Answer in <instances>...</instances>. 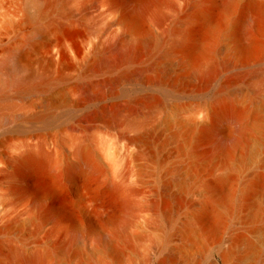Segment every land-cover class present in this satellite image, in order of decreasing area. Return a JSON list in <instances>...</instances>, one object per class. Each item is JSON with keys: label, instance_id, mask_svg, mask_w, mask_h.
<instances>
[{"label": "rangeland", "instance_id": "374dc122", "mask_svg": "<svg viewBox=\"0 0 264 264\" xmlns=\"http://www.w3.org/2000/svg\"><path fill=\"white\" fill-rule=\"evenodd\" d=\"M198 1L207 8L208 0ZM224 1L215 0L217 4ZM60 2L55 15L44 18L43 22L57 19L64 29V41H57L55 34L47 33L43 40L47 43L41 40L39 45L26 46L24 60L41 76L55 80L49 81L52 84H48L44 95L49 92L57 99L65 98V103L54 108V120L49 127L19 121L16 117L26 111L19 107L2 110L0 118L1 262L16 256L20 259L14 258L11 264H165L166 257L174 255L176 261L172 264H264V194L257 190L248 206L236 205L246 181L255 173H264L261 163L264 119L259 123L258 116L252 117L250 112L245 115L242 122L249 127L247 153L240 156L235 152L227 167L215 159L214 143L230 145L235 132L227 135L215 132L209 141L193 146L194 152L206 159V162L200 159L196 166L188 155L176 151L179 144L191 150L185 130L208 122L202 114L207 107L202 103L211 102L217 87L228 86L224 95L238 107H247L236 93L248 86L245 73L264 67V46L251 55L234 57L229 40L222 36L214 45V79L201 93L190 88L174 92L175 104L167 110L164 122L156 103L154 114L149 104L137 102L148 94L164 99L158 80L151 82L134 77L122 80L111 90L109 79L120 69H93L92 61L95 53L109 46L110 41L119 35H129L121 18L124 11L137 10L142 14L139 37L146 39L155 33L166 37L178 17L188 13L189 0H119L122 10L110 0ZM212 12L217 15L219 8ZM33 14L34 7L26 5L24 0H0V61L7 48L20 46L33 34L35 24L24 20L25 15ZM261 24L264 25V17ZM242 27L243 33H255L251 18ZM257 38L264 45V34ZM57 46L62 48V54L53 53V59H48L49 51L52 53ZM165 48V45L150 48L124 68L134 71L160 65L166 62L161 57ZM198 54L193 56V61ZM172 57L168 66L173 78L191 73L188 67H181L180 53ZM59 78L61 81L57 83ZM79 83L101 87L103 97L79 108L73 107ZM116 107L121 108L119 114L123 118L116 124L85 119L91 111L105 108L113 111ZM232 126L231 130L236 124ZM16 127L20 129L18 132ZM138 135L148 141L150 150L154 151L152 155L129 145V139ZM82 140L95 153L100 169L97 166L90 170L80 164L76 146ZM21 144L29 145L35 156L33 165L29 162L26 165L30 164L29 168H17L18 173L12 159L18 156ZM179 171L185 177L187 173L189 189L180 193L179 202L171 196L164 203L165 185L172 195L180 190L175 182ZM228 171L235 177L229 187L231 204H234L230 212L216 228L207 227L206 235L196 238L194 243L184 240L174 229L189 216V204L199 201L205 183ZM165 212H175L177 221L167 226ZM121 224L126 226L125 230L119 228ZM246 242L251 243V249L245 248ZM111 247L120 250L117 258L110 253ZM47 250L50 254L45 256ZM223 250L230 253L227 259L220 255ZM200 252L202 259L196 263Z\"/></svg>", "mask_w": 264, "mask_h": 264}, {"label": "bare ground", "instance_id": "6f19581e", "mask_svg": "<svg viewBox=\"0 0 264 264\" xmlns=\"http://www.w3.org/2000/svg\"><path fill=\"white\" fill-rule=\"evenodd\" d=\"M60 1L62 0H24L26 5L28 4L34 7V14L25 15L24 20L33 22L35 26L33 34L26 37L23 44L20 46L7 48L0 61V118L3 115L2 110L11 111L16 107H19L26 109L23 114L16 117L19 121L40 123L43 127H49L54 120V108L59 105V103H65V98L59 99L58 97L57 99L56 97H52L49 92L48 95L50 96L44 95V92L48 88V84H52V82L49 83V81L55 80L51 78L49 79L48 76V78L44 77L46 76L44 74L41 76L33 70V67H31L30 64H28L29 61H27V59V63L24 60L27 51L26 46L29 43H31L30 45H39L41 40V43H43L47 33L55 34L58 39L57 41H59V39L63 40L64 29H62L61 25L57 22V19L56 21L51 19L47 23L43 22L44 18H50L52 14L53 16L55 15V12L58 11V4ZM110 2L113 6L119 7L118 9H120L121 4H119V0H110ZM187 5L188 13H182L183 15L179 16L177 21L175 20L176 24L172 26L173 28L170 34H167L169 31L166 33L168 36L166 35V37H164L165 35L161 36L160 34L155 33L146 39L141 38L138 35L141 31L140 23L143 18L142 14L138 13L136 9H134L136 11L132 10L131 12L124 11L121 18L124 25L127 26L125 27L129 30V35H119L115 40L113 39V41H110V43H112L109 46H104L106 48L100 51L96 50L97 52L95 51L96 53L92 61V66L90 65L93 69H120L116 76L109 79V87L111 90H113L122 80H128L134 77L142 78L143 80L151 82L158 80L162 84L164 99H161L155 94H148L145 97L140 98L137 102L149 104L151 106V111L154 114L156 103L160 112H162L164 122H166L167 110L175 104L173 101L174 92L190 88L193 92L201 93L214 79L216 73V64L212 60V56L215 53L214 45L222 36H225L229 40L234 57L251 55L263 49L262 47L264 46L257 38L264 34V25L261 24V20L264 17V0H243L242 3H240V0H225L221 4H217L215 0H208L207 8H205L206 6L203 7L198 0H189ZM217 7L219 8V12L215 15L212 12V9ZM248 18L252 19L255 33H243L242 26ZM47 45V48H49L50 42ZM63 45L64 44H62V46ZM164 45L166 48L162 51L161 57L166 62H163L160 65L159 63H157L158 65L153 64L141 70L133 71L124 68L128 63L140 58L150 48H162ZM67 46H69V44L67 45L66 43V47ZM66 47L62 48L64 49ZM57 48L54 50L55 52L52 51V53H50L49 51L48 59L52 60L53 56L62 52V48L60 49L59 46H57ZM179 53L183 57L180 64L181 67H188L191 70V73L189 75H182L173 78L169 70L168 62L172 56ZM196 53H199V56L196 61H193V56ZM244 78L248 83V86L240 89L236 94L237 97L247 103V107H238L233 99L230 100L224 95L228 86L221 85L217 87L213 93L211 102L202 103L203 106L207 107V110L203 111L202 114L203 117L205 116L208 119V122L186 128L184 134L188 136V146L191 150L187 151L183 144H179L176 151L180 155H188L189 158L193 160V166H196V162L200 161V159L202 162H206V159L203 158L201 154L194 152L193 146L204 141H209L215 132H219L222 135L235 132V139L230 145H224V142L214 143V150L217 154L215 159L219 160L220 164L224 167H227L229 159L235 152L239 153L240 156H244L247 153L249 127L247 124L243 123L242 120L245 115L249 114V112L252 117L258 116L257 122L259 123L264 119V67L256 68L245 73ZM60 81L61 79L58 80L57 83ZM77 87L78 88L75 89H78L76 91L78 94L75 93L78 95V98L76 97L77 100L74 101L73 107L79 108L80 106L86 105L89 101L91 103V100L95 101L103 97V90L99 86H95V88L91 83H79ZM27 109L30 110L28 111ZM105 110L106 108L104 110L86 113L87 115L85 119L89 122L104 120L105 122H103L106 124H116L122 121L123 118L121 114H119L121 111L120 107L113 111L109 110L110 112ZM201 111L202 110H200V112ZM232 124H236V127L233 128V130L230 129V127H233ZM15 130L18 132L20 129L16 127ZM23 145L24 144H21L19 149L23 151L21 148L24 147V153H21L19 150L20 152L17 154L18 156L12 159L16 169L29 168L28 166L31 165H26L29 162L31 163L34 161L32 159H34L33 157L35 155L31 153L32 151L29 148V145L26 144L28 147ZM129 145L138 147L144 154L146 152H154L153 150H150L151 147L148 145V141L141 135L130 138ZM141 151L139 153H141ZM76 153L80 159V164H83L86 168L94 169L100 163L99 161V163L95 161V153L93 154L88 148L86 140L77 143ZM152 158H154V156ZM261 163L264 165V159ZM99 167L100 166H98V168ZM14 172H16V170ZM186 177L181 174L180 171L177 172L175 182L180 190H178L179 192L175 195L170 194L165 185L163 196L164 203L170 201L171 196L175 199V202L182 200V194L180 195V193L189 189V183ZM234 179V175L228 171L227 174L218 176L214 181L205 183L199 201L189 204L191 212L189 216L182 221L183 223L175 227V232L184 240L194 243L196 238L200 239L202 236L206 235L207 227H213L214 229L219 226L230 212L232 205H234L231 204L232 197L229 189ZM257 190L264 194V173L262 172L255 173L248 181H246L245 188L241 191L242 193L239 196L236 205L239 207L248 206L252 196ZM163 218L167 226L177 221L175 212H165ZM126 222L125 225H127ZM125 225L121 224V226L119 225V228L125 230L123 229L126 227ZM192 230L194 231V234L191 233ZM168 237H170V235L165 239ZM234 240L236 241L237 238H234ZM245 248L251 249V243L246 242ZM48 251L49 250L45 252V256L50 254ZM110 253L117 258L120 255V250L111 247ZM229 254V251L223 250L220 255L223 259H227ZM15 257L16 256H10L3 262L0 260V264H11V261ZM21 257L24 259L23 255ZM15 259L18 261L20 257ZM201 259L202 254L200 252L195 258V262L198 263ZM175 261L174 255H168L165 259V264H172Z\"/></svg>", "mask_w": 264, "mask_h": 264}]
</instances>
